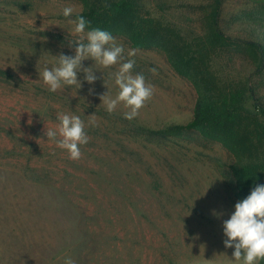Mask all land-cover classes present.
<instances>
[{"label": "rangeland", "instance_id": "rangeland-1", "mask_svg": "<svg viewBox=\"0 0 264 264\" xmlns=\"http://www.w3.org/2000/svg\"><path fill=\"white\" fill-rule=\"evenodd\" d=\"M143 2L145 16H161L174 30V42L210 41L214 0ZM65 7L73 9L68 17ZM83 9L82 0H0V264H64L66 258L75 264H243L224 246L223 222L243 200L229 165L238 157H264V114L250 94L264 104V68L244 42L264 43V0H223L221 30L228 40L198 55L206 65L199 61V79L210 89L242 86L250 95L244 101L251 113L232 126L238 132L232 144L198 132L156 137L135 159L116 155L111 131L120 122L113 114L129 109L121 103L108 113L100 99L118 94L120 63L134 59L132 74L142 73L153 87L135 117L148 126L190 120L198 90L170 67L163 49L128 57L133 49L114 36L124 47L123 61L105 68L86 59L82 66L92 68L94 83L81 70L80 88L50 91L39 73L58 66L60 54L75 56L81 34L69 21ZM58 114L77 115L85 124L89 142L80 145L79 160L45 135L59 124Z\"/></svg>", "mask_w": 264, "mask_h": 264}, {"label": "trees", "instance_id": "trees-1", "mask_svg": "<svg viewBox=\"0 0 264 264\" xmlns=\"http://www.w3.org/2000/svg\"><path fill=\"white\" fill-rule=\"evenodd\" d=\"M84 9L74 14L73 18L83 17L88 23L86 31L98 28L109 32L113 37H122L123 41L133 50H151L155 46L166 53L170 67L181 77L193 80L199 96L196 100L193 117L185 123H173L163 128H155L142 123L137 118L125 119L124 115L114 113L116 122L112 124L117 141L116 155L126 159H135L144 151L151 150L149 140L165 139L175 140L193 132L203 134L207 138L220 141L226 147L236 139L238 132L236 126L250 115L251 111L245 106L244 98L249 97L246 88L239 86L231 91L214 92L206 79H199V73L204 58L198 55L208 44L217 46L226 41L221 30V8L223 0H214L213 10L210 14L211 37L207 40H193L180 45L172 40L174 30L165 25L161 16L155 17L144 14L143 0H82ZM177 37V36H176ZM234 38V37H233ZM228 40V39H227ZM234 40H240L234 38ZM252 46L258 53L261 67L264 68V43L261 41H244ZM210 48V47H209ZM200 61V62H199ZM205 67V63H203ZM199 66V67H198ZM253 98L258 100L264 114V104L253 91ZM261 125L256 126L259 135ZM132 156V157H131ZM229 170L236 183V194L245 199L251 190L258 184L264 185V157L245 160L238 157L235 163L229 165ZM138 174V173H137ZM132 174L127 173L130 178ZM177 264L174 261H168ZM261 264H264L262 260Z\"/></svg>", "mask_w": 264, "mask_h": 264}, {"label": "clouds", "instance_id": "clouds-1", "mask_svg": "<svg viewBox=\"0 0 264 264\" xmlns=\"http://www.w3.org/2000/svg\"><path fill=\"white\" fill-rule=\"evenodd\" d=\"M71 7L63 9V15L68 17L72 14ZM75 25L74 31L81 34L80 40L75 42V56L60 54L58 66L54 68L45 67L42 79L49 90L56 92L63 85H78L77 72L85 73L84 79L92 84L97 77L91 67L84 68L82 61L91 58L103 67H111L124 60V47L115 42L114 37L107 31L98 28L87 31V21L81 16L76 20H70ZM86 39L87 43L84 42ZM136 50H130L128 57H133ZM135 60L127 59L120 63L117 72L114 73L115 85L119 92L115 98L106 94L100 97L108 113L116 110L123 103L129 109L124 113L125 119L132 120L139 114V110L153 95V87L145 82L142 73L133 75ZM155 74L156 69H149ZM107 87V85L105 84ZM93 89H89L92 93ZM89 124L95 125V115L89 116ZM59 124L55 129L47 128L45 135L48 140H54L57 146L67 150L69 159L79 160L81 158L80 145H86L89 137L85 132V124L77 115L58 114ZM218 215L217 213H213ZM225 248H234L233 258L236 261L243 260V264H256L264 260V185H256L247 198L235 204V211L231 217L223 222ZM64 264H75L71 258H66Z\"/></svg>", "mask_w": 264, "mask_h": 264}]
</instances>
